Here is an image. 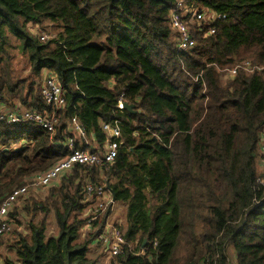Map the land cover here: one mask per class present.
I'll list each match as a JSON object with an SVG mask.
<instances>
[{
  "label": "trees",
  "instance_id": "trees-1",
  "mask_svg": "<svg viewBox=\"0 0 264 264\" xmlns=\"http://www.w3.org/2000/svg\"><path fill=\"white\" fill-rule=\"evenodd\" d=\"M175 1L0 0V107L49 111L38 90L44 69L66 99L53 134L0 122V201L69 154L72 117L89 141L77 139L79 150L102 149L101 125L121 124L112 165L75 166L25 205L32 220L12 241L16 261L3 264H102L87 254L111 205L82 238L87 176L125 205V244L107 252L109 264H264V73H226L245 60L264 67V0H189L226 15L190 52L172 43ZM50 25L56 36L40 40ZM11 40L27 59L26 77L14 74ZM121 93L139 113L117 110ZM50 219L56 234H46Z\"/></svg>",
  "mask_w": 264,
  "mask_h": 264
},
{
  "label": "built area",
  "instance_id": "built-area-1",
  "mask_svg": "<svg viewBox=\"0 0 264 264\" xmlns=\"http://www.w3.org/2000/svg\"><path fill=\"white\" fill-rule=\"evenodd\" d=\"M226 19V15L210 9H200L189 3V0H176L174 7L169 11V28L173 33L172 43L175 48L182 52H190L197 46L196 37L203 39L215 36L217 26ZM35 30V29H34ZM48 36H40V40H47ZM242 70L246 74L263 72L264 67L254 66L250 61L245 60L235 67L227 70L229 76H234L237 71ZM39 95L49 111H38L34 109L16 108L8 109L0 107V122L5 124L31 123L39 129L51 134L55 133L60 125L58 112L66 106L65 93L62 90L56 74L46 69L42 71L39 81ZM124 93H121L117 100L116 108L124 111ZM71 134L66 138L64 147L69 150L59 162L54 164L47 171L35 173L28 177L20 187H15L0 201V250L3 243L14 231L15 211L22 207L29 198H36L46 188L57 185L63 176L72 172L75 166L87 165L96 168H108L116 157L121 145L120 122L103 123L102 131L106 140L102 149L95 151L79 150L75 148V141L82 140L89 145L80 126L79 120L72 117L66 123ZM259 154H260V175L257 178L259 185L264 186V129L259 133ZM15 145L13 148H16ZM87 176V175H86ZM107 183L95 184L91 176L85 178L82 193L87 203L84 209L85 223L81 229L82 235L90 231L92 224L102 217L108 207L112 205V195L106 189ZM20 215L23 213L20 210ZM97 242L102 244L104 250L110 256H116L122 252L125 244L124 232L114 223L108 222L101 234L97 236ZM155 246V243H153ZM146 246L141 247L138 254H144Z\"/></svg>",
  "mask_w": 264,
  "mask_h": 264
},
{
  "label": "rangeland",
  "instance_id": "rangeland-1",
  "mask_svg": "<svg viewBox=\"0 0 264 264\" xmlns=\"http://www.w3.org/2000/svg\"><path fill=\"white\" fill-rule=\"evenodd\" d=\"M29 28L32 30V25H29ZM48 36V39L50 38H54L56 36V31L54 30L53 27L48 26V30L47 31H42L40 32V34L38 36ZM11 44L13 45L14 48L11 49V66L13 68L14 74L16 76H20V77H26L27 76V69H28V63H27V59L26 57L19 51L18 49V42L15 40H11ZM52 187V186H51ZM46 188L45 190H43L36 198H29L22 207H19L14 215L15 218L14 220V231L13 233L8 237V239L6 240V242L3 243V246L0 250V264H3V260L5 258H8L12 261H16V256L14 254L13 251H11V245H12V241L14 239L17 240L18 234L22 233L24 234L27 230V224L29 221H31L32 219L30 218V216L25 215L22 210L25 207L26 204H29L31 202L32 199H36V200H42L48 193V190L51 188ZM119 205L122 206V209L119 207ZM20 210L23 213V216L20 215ZM111 215L110 218L113 219L114 216H117V220L118 217L122 219L121 222H118L117 220L113 221V220H109L108 222H113L117 224V226L123 231V229L125 228V220L126 218L124 216H126V211L123 209V205L120 202H113L111 205ZM41 216H37L34 219V222H37L38 219ZM49 233H57L56 232V228L54 225V222L51 221V219L48 221V226L46 228V234ZM84 237V235H82V238ZM15 240V241H16ZM230 251H228L229 253ZM87 256L91 257V258H99L98 260L102 263V264H109V257L107 256V252L104 250V247L102 246V244H93L90 248V251L88 252ZM18 264V263H17Z\"/></svg>",
  "mask_w": 264,
  "mask_h": 264
},
{
  "label": "water",
  "instance_id": "water-1",
  "mask_svg": "<svg viewBox=\"0 0 264 264\" xmlns=\"http://www.w3.org/2000/svg\"><path fill=\"white\" fill-rule=\"evenodd\" d=\"M123 107H124V110H125V111H127V112H129V113H131V114H137V113H139V111L136 110V107H135L134 104H130V103L125 102V103L123 104ZM106 189L111 193V195H112V201L115 202V196H114V194H112V192H111L110 187H109L108 184H107V186H106ZM144 245H145V243L143 244V246H144Z\"/></svg>",
  "mask_w": 264,
  "mask_h": 264
},
{
  "label": "crops",
  "instance_id": "crops-1",
  "mask_svg": "<svg viewBox=\"0 0 264 264\" xmlns=\"http://www.w3.org/2000/svg\"><path fill=\"white\" fill-rule=\"evenodd\" d=\"M39 194H40V193H39ZM39 194H38V195H39ZM121 204H122V203H121ZM122 205H123V209L125 210V205H124V204H122ZM119 207L122 209V206H121V205H119ZM110 215H111V213H110ZM110 215H109V217H108V221L111 219V218H110ZM124 217H125V216H124ZM111 220H113V221L117 220V216L115 215L114 218L111 219ZM117 221H118V222H121L122 219L118 217V220H117ZM125 222H126V220H125ZM111 223H113V222H111ZM125 226H126V224H125ZM125 226H124V227H125ZM93 244H96V243H93ZM16 264H17V263H16Z\"/></svg>",
  "mask_w": 264,
  "mask_h": 264
}]
</instances>
